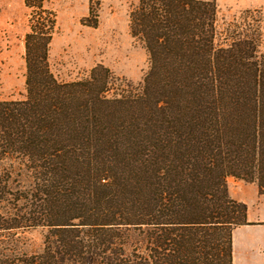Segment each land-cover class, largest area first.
I'll return each instance as SVG.
<instances>
[{
	"label": "trees",
	"instance_id": "obj_1",
	"mask_svg": "<svg viewBox=\"0 0 264 264\" xmlns=\"http://www.w3.org/2000/svg\"><path fill=\"white\" fill-rule=\"evenodd\" d=\"M24 4L26 96L0 101V163L30 179L0 165V264H232L246 205L226 177L264 192L261 32L238 25L218 41L214 1L138 0L141 86L103 65L61 82L47 61L55 13ZM36 226L49 229L43 250L25 253L16 230Z\"/></svg>",
	"mask_w": 264,
	"mask_h": 264
},
{
	"label": "rangeland",
	"instance_id": "obj_2",
	"mask_svg": "<svg viewBox=\"0 0 264 264\" xmlns=\"http://www.w3.org/2000/svg\"><path fill=\"white\" fill-rule=\"evenodd\" d=\"M90 1L97 10L95 26L90 25L94 21L88 12ZM212 1L218 41L228 38L238 25L243 29L256 28L264 38V0ZM137 3L138 0H44L45 7L55 13L47 53L53 76L61 82L80 80L88 76L92 67L103 65L138 89L150 62L144 43L130 31L129 16ZM245 10L252 12L242 15ZM29 16L24 0H0V101L25 99L24 37L29 30ZM263 47L258 51H263ZM0 165L11 170L22 185H28L30 178L24 176V169L17 168V160L6 159ZM48 231L43 226L17 229L18 247L28 254L40 253ZM126 232L125 247L130 251L137 234L132 228Z\"/></svg>",
	"mask_w": 264,
	"mask_h": 264
},
{
	"label": "crops",
	"instance_id": "obj_3",
	"mask_svg": "<svg viewBox=\"0 0 264 264\" xmlns=\"http://www.w3.org/2000/svg\"><path fill=\"white\" fill-rule=\"evenodd\" d=\"M228 194L246 205V224L231 232L232 264H264V192L256 182L227 177Z\"/></svg>",
	"mask_w": 264,
	"mask_h": 264
}]
</instances>
